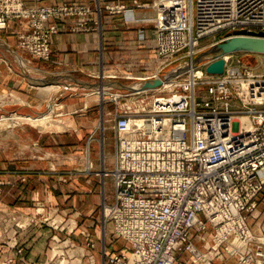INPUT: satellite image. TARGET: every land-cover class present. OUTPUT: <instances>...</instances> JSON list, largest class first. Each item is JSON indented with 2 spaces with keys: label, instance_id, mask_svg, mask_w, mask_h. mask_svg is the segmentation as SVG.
<instances>
[{
  "label": "built area",
  "instance_id": "obj_1",
  "mask_svg": "<svg viewBox=\"0 0 264 264\" xmlns=\"http://www.w3.org/2000/svg\"><path fill=\"white\" fill-rule=\"evenodd\" d=\"M133 4V9L148 6L139 0ZM150 7L153 20L134 16L121 3L107 2L92 10L81 4L0 0V30L11 19L25 20L30 31L19 36V46L47 60L51 36L64 18L77 17V26L84 30L88 18L103 10L120 15L129 26L153 22L158 70L124 75L139 81L140 88L104 91L113 100L158 94L147 109L127 106L114 117L113 166L102 170L112 178L113 199L103 200L102 219L128 253L107 252L104 240L103 264H179L182 254L194 263L230 257L238 264H264V236H256L248 223L264 191V66L256 71L234 62L235 52L228 53L221 56L223 73L212 75L193 61L204 37L216 39L215 34L227 31L214 41L218 43L239 32L264 33V0H153ZM138 37L144 38L142 30ZM181 65L186 68L178 70ZM154 81L159 85L143 87ZM199 84L206 87L202 95L195 94ZM164 90L169 94L161 95ZM259 216L264 218V213L253 217ZM207 226L212 236L208 242L199 236L206 249L202 252L190 232L200 235Z\"/></svg>",
  "mask_w": 264,
  "mask_h": 264
},
{
  "label": "crops",
  "instance_id": "obj_2",
  "mask_svg": "<svg viewBox=\"0 0 264 264\" xmlns=\"http://www.w3.org/2000/svg\"><path fill=\"white\" fill-rule=\"evenodd\" d=\"M23 1L26 5L38 6L81 4L92 10L96 6L103 7L105 3L113 2L131 8L132 14L139 18L150 20L154 15L150 7L153 0H139L148 6L138 9H133V0ZM76 19L68 17L58 21L60 29L51 36V53L47 60L34 58L19 46V36L30 31L25 20L11 19L7 27L0 30V97L12 93L18 98L17 102L11 104L3 101L0 109L12 106V110L25 114L54 113L53 102L58 100L62 127L61 134H52L38 126L23 125L0 138V209L15 208L21 215L17 219L27 224L9 236L18 242L17 247L0 243V264H37L42 261V257L46 260L48 235L40 231L41 226L36 221L29 224L27 216L34 215V210L40 207L41 202L51 201L55 195L58 197L54 203L62 206L66 203V207L72 203L67 201L68 196H65L64 191L55 192L48 184L46 178L51 174L79 177L85 192L90 187L86 180L87 174L97 176L99 180L96 187H99L101 197L106 202L112 200V178L105 175L102 184L100 171L112 169L114 137L104 131L103 142L96 140L98 135L95 130L100 125L104 127L108 121L99 116L101 109L97 107L96 94L104 95L105 90L112 89L129 91L133 81L123 78L126 73L132 76L148 75L159 68L153 49L154 32L150 24L129 26L124 24L120 15L108 14L105 10L99 16L92 14L88 18L87 30L77 26ZM141 30L144 35L142 40L138 37ZM110 75L117 77L111 79ZM54 142L62 146L56 152L49 147ZM83 144L85 148L87 146L85 159L87 156L92 163L89 172L84 170L85 164L80 156L71 158L58 153L66 154ZM95 201L100 202V197ZM80 203V208L84 205L87 207L84 202ZM261 213H264V191L258 195L257 207L252 215ZM253 216L248 217L253 233L264 236V218ZM197 236L208 242L212 229L207 226L200 235L191 230V241L197 248H201L203 240ZM184 256L189 255L182 254L181 257ZM211 264L238 263L235 258L229 257L224 260L212 259Z\"/></svg>",
  "mask_w": 264,
  "mask_h": 264
},
{
  "label": "rangeland",
  "instance_id": "obj_3",
  "mask_svg": "<svg viewBox=\"0 0 264 264\" xmlns=\"http://www.w3.org/2000/svg\"><path fill=\"white\" fill-rule=\"evenodd\" d=\"M154 18L155 17L153 15L151 20H153ZM145 23L150 24L152 27L153 22L151 21L141 23L135 22L134 24L143 25ZM226 33L227 31L218 32L217 34H215L216 39H214L213 36H207L201 39L197 47V53L193 56V61H196L200 68H204L207 61H198L197 59L203 56L201 54L206 51L214 43L215 40L217 41ZM184 60L187 59L185 58ZM232 60L234 62L239 60L242 64L248 65L256 71H261L262 66H264V54L235 52L233 54ZM176 65L177 62L169 65L163 70V72L171 70V68H174ZM184 78H186L185 75L182 76V79ZM130 81H133L132 88H134V84H137L139 82L135 80ZM205 88L206 87L203 84H199L196 87L195 94L199 93L202 95ZM125 92L127 91L123 92L113 89L109 91V93ZM157 94L158 92L152 91L145 95H130L117 100H113V97L110 94H96V96L98 95L97 97H95L98 98L97 107L101 109L99 112V116L100 118L108 119V121L104 123L105 128L103 127V125H100L99 129L95 130L96 134L98 135V138L96 140H98L99 143L103 142L104 131H108L114 137L115 142V115L123 112L124 108L127 106H130L132 111H135L137 109L141 110L143 107H146L147 109V107L151 103L152 97ZM167 94H169V91L164 90L161 95ZM3 101L11 104L17 102L18 98L14 94L9 93L8 95H6V97H0V104H3ZM11 107L12 106H7L4 107V109H0V138L2 136L4 137L7 133H11L12 131L18 129L23 125L38 126L41 128V130H45L52 134L62 133L61 123L59 122V119L61 118L59 117V113L61 110L60 102L58 100H55V102H53L54 113L41 112L38 114H25L12 110ZM22 116L25 119H23L24 121L21 122L20 118ZM49 147L53 148L56 152L58 151L57 148L62 146L54 142L53 146ZM86 148L85 144H83L82 146L77 148V150L69 151L66 154H62V152L58 153H61V155H67V157L71 158L75 157V155L80 156L85 164L84 170L86 172H89L92 169V163L88 160L87 156L85 159ZM60 151L63 150L61 149ZM71 175L72 174H51L46 178V180L48 179V184L51 186V188H53L55 192H58L59 190L64 191L66 193L65 196H68L67 201L72 202L69 203L72 206L68 205V207H66V203L64 204V206L60 205V203H54L58 197L57 195H55L53 196L54 198H51V201L45 200L44 202H41L40 207L34 210V215L27 216L28 219L25 216V218L29 221V224H33V222L36 221L41 226L39 227L40 231L48 235L47 243L45 246V248L48 249L47 258L45 260V257H42V261L37 262V264H103L101 249L104 240L106 242L107 252L123 250L125 253H128V251L123 248L124 244L120 242V240H116L115 237L111 234L110 225L108 223H105L102 219L101 204L105 198L103 196V198L101 197L99 193V187H96L98 185V177L89 173L87 174L88 176L86 180L87 184L90 187L88 191L85 192L82 188L83 181L79 182V177H71ZM100 176L102 178L101 182L102 184H104L103 177H105V175H102V170L100 171ZM19 179L21 180L22 178ZM99 197L101 201H95L96 198ZM86 200L89 202L86 203ZM80 202H84V204H86L88 208L85 207V205L80 208ZM43 203H45L46 205ZM18 217L21 218V215L17 213L15 208L7 210L0 209V220H2V224L0 226V243L2 242L12 247L18 246V242L9 237L14 235L19 228L27 226V224L24 225L23 222L17 219ZM197 237L199 238V236ZM198 249L202 252L206 251L204 242L203 246ZM17 251L20 252L21 250ZM181 256L182 255L178 256L179 264H203V262L194 263L190 256Z\"/></svg>",
  "mask_w": 264,
  "mask_h": 264
},
{
  "label": "water",
  "instance_id": "obj_4",
  "mask_svg": "<svg viewBox=\"0 0 264 264\" xmlns=\"http://www.w3.org/2000/svg\"><path fill=\"white\" fill-rule=\"evenodd\" d=\"M234 52L264 54V33L239 32L228 36L222 42L213 43L197 60L208 61L214 58L205 66L204 70L207 74L220 75L223 73L224 67V60L221 56ZM159 83V81H154L153 84H145L143 87H154L158 86Z\"/></svg>",
  "mask_w": 264,
  "mask_h": 264
},
{
  "label": "bare ground",
  "instance_id": "obj_5",
  "mask_svg": "<svg viewBox=\"0 0 264 264\" xmlns=\"http://www.w3.org/2000/svg\"><path fill=\"white\" fill-rule=\"evenodd\" d=\"M186 67L181 65L179 68H177L178 70H181V69H185ZM139 86H141V83H138V84H134V88H140ZM32 118V117H31Z\"/></svg>",
  "mask_w": 264,
  "mask_h": 264
}]
</instances>
